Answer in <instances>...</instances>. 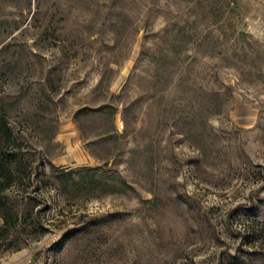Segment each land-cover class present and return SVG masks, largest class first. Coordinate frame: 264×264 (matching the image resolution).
<instances>
[{"label": "rangeland", "instance_id": "374dc122", "mask_svg": "<svg viewBox=\"0 0 264 264\" xmlns=\"http://www.w3.org/2000/svg\"><path fill=\"white\" fill-rule=\"evenodd\" d=\"M0 101V264H264V0H0Z\"/></svg>", "mask_w": 264, "mask_h": 264}, {"label": "trees", "instance_id": "16d2710c", "mask_svg": "<svg viewBox=\"0 0 264 264\" xmlns=\"http://www.w3.org/2000/svg\"><path fill=\"white\" fill-rule=\"evenodd\" d=\"M7 111L0 101V249L6 250L14 247V233L19 227L28 228V221L31 219L30 209L26 212L19 211V203L29 198L19 191L25 178L31 175L24 160L22 143L18 140L11 124L8 121ZM87 173H94L98 168H87ZM59 176H65L61 173ZM95 185L93 181H89ZM123 187H129L124 181H119ZM79 185L80 182H74ZM101 186H104L101 184ZM63 187V186H62ZM122 187V186H121ZM63 190L66 189L64 186ZM20 193V196H19ZM27 202V201H26ZM27 205V203H25ZM23 213V214H22Z\"/></svg>", "mask_w": 264, "mask_h": 264}]
</instances>
